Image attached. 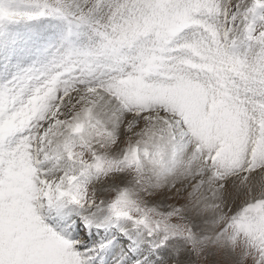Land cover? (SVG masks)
<instances>
[{
  "label": "snow or ice",
  "instance_id": "snow-or-ice-1",
  "mask_svg": "<svg viewBox=\"0 0 264 264\" xmlns=\"http://www.w3.org/2000/svg\"><path fill=\"white\" fill-rule=\"evenodd\" d=\"M39 20L0 80V264H264V0H0Z\"/></svg>",
  "mask_w": 264,
  "mask_h": 264
},
{
  "label": "rangeland",
  "instance_id": "rangeland-1",
  "mask_svg": "<svg viewBox=\"0 0 264 264\" xmlns=\"http://www.w3.org/2000/svg\"><path fill=\"white\" fill-rule=\"evenodd\" d=\"M50 28L46 20L7 23L0 26V80L10 77L17 66H27L32 58L22 55L23 43L38 31ZM13 45L15 47L13 48Z\"/></svg>",
  "mask_w": 264,
  "mask_h": 264
}]
</instances>
